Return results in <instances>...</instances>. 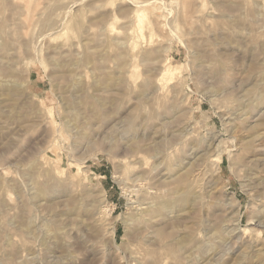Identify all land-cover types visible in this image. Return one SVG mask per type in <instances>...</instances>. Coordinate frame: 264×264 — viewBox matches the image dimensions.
<instances>
[{
    "label": "rangeland",
    "instance_id": "rangeland-1",
    "mask_svg": "<svg viewBox=\"0 0 264 264\" xmlns=\"http://www.w3.org/2000/svg\"><path fill=\"white\" fill-rule=\"evenodd\" d=\"M261 180L264 0H0V264H264Z\"/></svg>",
    "mask_w": 264,
    "mask_h": 264
},
{
    "label": "bare ground",
    "instance_id": "bare-ground-1",
    "mask_svg": "<svg viewBox=\"0 0 264 264\" xmlns=\"http://www.w3.org/2000/svg\"><path fill=\"white\" fill-rule=\"evenodd\" d=\"M139 17V25H140V28H141V22L140 21H142L143 22V15H139L138 16ZM132 70V69H131ZM131 73V75H133V77H132V79H134V81L135 80H137V78H138V75H137V72H136V70L135 69H133L131 72H129V74ZM130 75V76H131ZM188 134V138H186V141H185V143L187 142V139H190L191 137H189V136H191V133H187ZM192 139V138H191ZM190 139V140H191ZM194 139V138H193ZM213 140V139H212ZM185 143H183V144H185ZM193 143V142H192ZM191 143V144H192ZM197 143V142H196ZM182 144V143H181ZM180 144V145H181ZM189 144V143H188ZM198 144H200V143H198ZM208 144V143H207ZM193 145H195V144H193ZM210 145V146H209ZM209 145H207V147H209L210 149H212V148H214V150L216 149V147H215V144H214V141L211 143H209ZM184 146V145H183ZM188 146V145H187ZM191 146V145H190ZM189 146V147H190ZM196 146V145H195ZM203 146V145H202ZM176 147V146H175ZM178 147H179V145H178ZM193 147V146H192ZM197 147V146H196ZM198 147H199V145H198ZM205 147H206V144H205ZM179 148H181V147H179ZM186 148V147H185ZM194 148V147H193ZM192 148V149H193ZM200 148H202V147H200ZM199 148V149H200ZM245 150H249V149H251L252 147L250 146V145H246L245 147ZM175 149V148H174ZM177 149V148H176ZM190 149V148H189ZM198 149V150H199ZM203 149H205V151H207L206 150V148H203ZM210 149H209V151H210ZM180 150V149H179ZM178 150V151H179ZM180 151H182V148H181V150ZM194 151H196L197 152V149L195 150L194 149ZM201 151V150H200ZM199 151V152H200ZM204 151V152H205ZM175 152H177V151H175ZM189 152V151H188ZM195 152V154H197ZM215 152H217V151H215ZM219 152V151H218ZM185 153H186V151H185ZM193 153V152H192ZM208 153H210V152H208L207 151V153H205V154H201V155H194V157H191V156H188V155H191V154H188V155H182L183 156V158H181L180 156V159L178 158L177 159V165L178 166H182L181 168L184 170V169H187V170H190L191 168H193V167H195L196 166V163L197 162H201V166L204 164H207L209 161L208 160H210L211 158H212V161L211 162H213V163H211V162H209L210 164H213V166L215 167V172L217 171V169L219 170L221 167H220V165L223 163V151L222 152H219L218 153V155L216 156V158H213V156L211 157V156H208ZM214 153V152H213ZM210 154H212V153H210ZM217 154V153H216ZM213 155H215V154H213ZM190 157H191V159H190ZM189 160V161H187V163H185V161L186 160ZM175 161V160H174ZM197 161V162H196ZM206 161H208L207 163H206ZM205 162V163H204ZM55 163V162H54ZM160 164V163H159ZM56 165H59L58 166V168L61 166L60 164H59V162H58V164L56 163ZM161 165V164H160ZM177 165H175V166H177ZM197 165H198V163H197ZM207 165H209V164H207ZM159 166V165H158ZM154 168V167H153ZM175 168H177V167H175ZM60 169V168H59ZM155 169V168H154ZM180 169V168H179ZM196 169V168H195ZM62 170V169H61ZM175 170V169H174ZM193 170H194V168H193ZM195 171V170H194ZM250 177V176H249ZM254 177V176H253ZM254 179V178H253ZM252 179V180H253ZM264 183V181L263 180H261V181H256V182H254V184L256 185V187L258 188V186L259 185H262ZM253 184V185H254ZM255 187V188H256ZM214 188V187H213ZM214 190V189H213ZM205 191H207V192H205V194L207 195V197H209L210 196V198H211V192H212V186H211V182L209 181H207L206 182V184H205ZM213 194V193H212ZM227 197V208H228V210H231V214L232 213H235L234 215L236 216V219H235V221L236 222H238L239 224H240V221H241V214H240V212H239V210H238V206H236L235 204H234V202H233V200H232V198H229L228 196H226ZM149 204V203H148ZM150 205V204H149ZM175 207H177V205H175V206H173V204H167V203H159V204H157L156 205V207H148L147 208V210H145V211H143V212H141V213H139V214H137V215H134L132 218H129L128 220H131V221H133V223H135L134 224V231L137 229L138 231H139V229H141V227L143 226V224L144 223H149V222H152L155 218H157V217H159L160 215H161V213L162 212H169L171 209H174ZM263 212V211H262ZM125 223L128 225V221H125ZM127 230V232H128V229H126ZM136 230V231H137Z\"/></svg>",
    "mask_w": 264,
    "mask_h": 264
}]
</instances>
